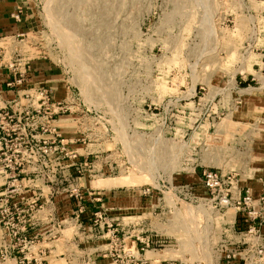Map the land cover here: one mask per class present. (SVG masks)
<instances>
[{"label": "rangeland", "instance_id": "rangeland-1", "mask_svg": "<svg viewBox=\"0 0 264 264\" xmlns=\"http://www.w3.org/2000/svg\"><path fill=\"white\" fill-rule=\"evenodd\" d=\"M23 1L26 56L54 67L66 94L60 100L72 110L57 122L65 126L68 158L79 149L82 172L98 175L83 178L84 186L168 190L183 185L175 173L201 166L247 172L248 182L264 164V0ZM17 54L24 57L17 51L15 65ZM130 196V214L109 215L84 195L86 221L98 228L110 218L138 219L139 201ZM178 216L201 212L186 204ZM98 229L82 231L76 263L127 264L123 242L106 249ZM180 232L187 250L197 232ZM195 256L190 261L213 263L201 249Z\"/></svg>", "mask_w": 264, "mask_h": 264}, {"label": "crops", "instance_id": "crops-1", "mask_svg": "<svg viewBox=\"0 0 264 264\" xmlns=\"http://www.w3.org/2000/svg\"><path fill=\"white\" fill-rule=\"evenodd\" d=\"M23 4V0H0V101L3 107L8 101L15 100L16 105L12 106L14 109H22L32 103L24 97L23 90L25 92L26 90L33 91L40 85L53 86L55 100H60L66 95L64 94L63 85L60 83L62 78L55 74L53 66H50L45 60L33 61L26 56L24 51L25 38L23 36L29 29L30 24L27 20V5ZM23 7H25L24 12ZM20 9L22 10L21 19L17 20L14 14ZM17 51H21L24 55L21 59L20 69H26V88L21 87V89L20 87L8 88L5 85L6 81L12 77L9 65L14 60ZM238 89L242 88L238 86ZM33 103L38 104L37 100ZM63 116L58 118L55 122L56 125L59 124L58 121ZM58 126L67 136L65 126ZM74 147L76 148V145ZM77 150L79 151V149ZM80 155L82 154L80 153ZM53 164L55 173H50V177L47 174H37L30 169L26 170V173L22 175L20 187L16 191V198L23 199L21 206L24 209H27L28 205L35 199L38 200L40 205V208L33 210L32 213H29V211L25 213L26 216H30L26 234L34 238V242L29 246L26 254L29 257H34L44 251L46 261L43 264H77L76 260L82 255L79 250L80 240L83 239L82 231H93L98 228L99 232L103 233L98 237L107 238L105 239L106 249H109V247L111 249L117 238H123L124 249L126 250L129 246L136 257L146 259L145 264H174L183 261L180 257L190 261L192 257H197L195 253L199 249L206 256L213 257L212 264H220L222 261L221 256H223L221 245L226 246L229 250H234L235 242L241 237L240 230L237 227L241 211L237 207L225 209L226 217L224 219H210L203 216V208L183 200L181 194L185 190L197 196L199 200L207 198V191L203 187L200 174L194 171L184 174L175 173L176 183H183V185L172 186L168 190H162L158 187L152 188V192L149 194H143L142 189H139L136 194H130L128 192L113 191L110 188L109 192H102L99 188L84 186L83 178L89 177L92 179L98 175L87 173L78 175L73 166V161L68 160L66 157L60 156L58 160L55 159ZM100 166L102 165L100 164ZM257 171L256 174L251 176L253 179L248 182L244 179V177L249 176L247 172L236 173L239 178L237 177V183L233 188L235 197L243 193L246 188H250L256 198L264 194V164L257 168ZM0 179V195H3L5 180L2 176H0ZM102 185L109 186L111 181H102ZM73 187L79 188L85 193L86 197L92 195L93 206L101 209L105 208L109 215H113L116 209H123V213L130 214L133 204L130 195H133L139 201V212L141 214L138 219L134 220H131L130 216H123L121 221L119 218H110L112 223L108 220L100 222L97 228V225L95 226L92 222L86 221L85 214L91 211L87 205H84L82 212L79 211L80 202L75 201V198L70 194V189ZM94 193L95 195H93ZM103 197L107 201L104 202ZM135 197H133V200H135ZM121 202L122 207L120 206ZM84 203L86 204V200ZM186 204L193 206L197 212H201V216L194 218L178 216V213ZM201 206L203 205L201 204ZM148 210L152 211L148 214ZM110 225L114 228L110 229ZM184 227L188 231L194 230V232H197L195 233L197 235L193 232L189 234L190 238L188 239L190 242L187 243V250H184L183 241L185 239H182L185 235L180 232L181 228ZM193 227L194 229H192ZM114 230L116 233L122 231L121 237L113 233ZM66 231L71 235L68 236ZM260 232L264 238V223L260 226ZM136 234L142 238L152 239L156 244H160L159 247H154L139 255L138 250L141 243L135 237H131ZM5 243L7 241L4 230L0 225V248ZM110 254H112L111 251ZM17 255L18 252L14 251L10 260L2 264H16ZM199 255L200 252L198 257ZM242 255H245L244 251ZM109 260L107 259V261ZM190 263L200 264V261L195 259ZM109 264L117 263L112 261ZM246 264L253 263L246 262Z\"/></svg>", "mask_w": 264, "mask_h": 264}, {"label": "built area", "instance_id": "built-area-1", "mask_svg": "<svg viewBox=\"0 0 264 264\" xmlns=\"http://www.w3.org/2000/svg\"><path fill=\"white\" fill-rule=\"evenodd\" d=\"M21 14L20 9L14 16L20 20ZM17 56L19 58L15 59L16 65L13 63L9 65L12 77L5 83L8 88L20 87L21 89L26 81V69H20L22 58L20 54ZM23 92L24 97L32 103L22 109L12 107L16 105L15 100L8 101L3 107L0 101V176L4 177L6 185L4 194L0 196V225L7 241L0 248V264L10 260L14 251L18 252L16 264H43L46 261L44 251L34 257L26 254L34 238L26 234L30 216H26L25 213L27 211L32 213L33 210L40 208V205L35 199L28 205L27 210L21 206L23 199L16 198V191L20 187L23 173L30 169L37 174H47L50 177V173H55L54 162L51 159L54 151H57V160L60 156L66 157L73 161L78 175L83 173L81 155L73 149L68 158V151L66 152L68 144L65 135L55 123L60 116L72 111L66 105L65 100H55L54 89L46 85L39 86L33 91L23 90ZM35 100L38 102L37 105L33 103ZM44 134H47V137H43ZM102 166V173H107L106 164ZM192 171L200 174L203 187L207 191V198L199 200L187 190H185L187 196L185 198L190 203L203 208L204 217L224 219L225 209L229 207H237L241 211L237 225L241 237L235 242L234 250L221 245L223 256H221L220 264H246V262L264 264V238L260 232V226L264 223V194L256 198L252 190L246 188L243 193L235 197L233 188L237 183V174L225 173L210 166H201L199 170L196 167ZM142 192L149 194L152 188L147 186L142 188ZM70 194L75 201L80 202L79 211L82 212L86 200L84 195L77 187L71 188ZM99 213L94 212V215ZM113 233H116L115 230ZM131 237H135L141 243L138 250L139 255L154 247L158 248L160 245L138 234ZM122 240L123 238H117L115 242H123ZM123 251L128 258L127 264L146 263V259L136 257L131 249L125 250L123 246ZM243 251L245 255H242ZM174 264L188 263L182 261Z\"/></svg>", "mask_w": 264, "mask_h": 264}, {"label": "bare ground", "instance_id": "bare-ground-1", "mask_svg": "<svg viewBox=\"0 0 264 264\" xmlns=\"http://www.w3.org/2000/svg\"><path fill=\"white\" fill-rule=\"evenodd\" d=\"M92 68V67H91Z\"/></svg>", "mask_w": 264, "mask_h": 264}]
</instances>
